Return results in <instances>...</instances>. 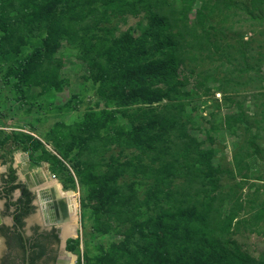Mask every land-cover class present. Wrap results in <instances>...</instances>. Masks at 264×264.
<instances>
[{
	"label": "trees",
	"instance_id": "trees-1",
	"mask_svg": "<svg viewBox=\"0 0 264 264\" xmlns=\"http://www.w3.org/2000/svg\"><path fill=\"white\" fill-rule=\"evenodd\" d=\"M127 15L145 20L139 34L113 24ZM63 43L79 49L105 107L39 130L60 156L16 131H4L0 150L10 189L21 185L13 184L15 148L35 165L50 162L66 188H75L71 163L89 191L91 232L122 234L76 264H264V251L254 256L233 237L264 238V171L250 160L264 164V0H0L3 79L14 91L61 90ZM199 65L194 88L216 89L235 108L207 131L244 133L229 168L190 132L192 93L181 76ZM225 175L236 181L233 193ZM79 242L69 238L67 248L79 251Z\"/></svg>",
	"mask_w": 264,
	"mask_h": 264
},
{
	"label": "rangeland",
	"instance_id": "rangeland-1",
	"mask_svg": "<svg viewBox=\"0 0 264 264\" xmlns=\"http://www.w3.org/2000/svg\"><path fill=\"white\" fill-rule=\"evenodd\" d=\"M199 3L197 2L195 6L197 7ZM194 14L195 10L190 15L193 16ZM115 23L122 30L131 27L134 34H139L140 27H143L146 22L141 15H127L124 18H115L113 24ZM56 56L62 62L60 77L65 79L63 88L59 91H48L44 93H41L40 87L26 88L27 91L24 96L14 91L11 85L5 83L3 78H6V75H8L7 68L9 65L6 59L0 57V138L4 137V131L28 133L40 139L48 150L60 156L52 144L47 142L44 133H40L39 130L48 128L55 121H63L67 124L72 123L75 120H79L87 108H104L105 104L95 95L96 86L88 77V66L82 59L78 48L63 43L60 50L56 53ZM203 66H195L194 73L186 71L185 75L182 74L184 77L181 76V78L186 80L184 89L192 93L187 98L190 103L188 109L191 110L194 120L190 125V132L198 138L202 147L207 148L212 146L216 149V154L213 158L215 164H220L223 168H229L232 167V152L236 149L237 144L243 141L244 133L235 135L226 129L207 131L210 127L208 121L213 119L214 122H219L224 113L232 112L235 108L224 104L221 101V92L216 89H212L209 94H206L203 89L194 88L196 72ZM11 80H14V78ZM88 100L91 101L88 102ZM34 101L42 103V108L37 107L36 103L33 105L32 102ZM70 101L71 105H68ZM218 104L222 107L220 110ZM192 108L195 109L192 110ZM214 114L216 115L214 116ZM208 136H212V139ZM22 152H26L29 155L28 150L21 148L13 149L15 156H18V153ZM38 153L40 154V149L35 152V154ZM110 154L116 155L117 152L111 150L108 156ZM34 156L36 157V155ZM250 160L252 168L256 171H264V164L261 161L259 162V160L254 158ZM43 161L45 160L40 161V164ZM48 165V170L51 174H54L50 162H48ZM68 166L74 176L75 188L64 187V182L61 177H57L56 179L59 181H54L53 183L57 185H61L60 183H62L64 190L72 189L75 192L74 199L77 211L74 213L70 224L76 228V231L72 234L73 237L63 238L62 242L64 247L61 253L62 255H66V252H70V260L73 264H76L79 257L83 258L84 252H88L89 256H92L95 253H99L97 247L103 246L106 248L109 242H118L123 236L117 232H112L106 236H96L91 232L93 215L90 213L91 208L84 206L89 205L87 185H83L80 182L72 164L70 163ZM222 183L224 184L225 191L233 193V189L236 187L235 180L225 175ZM245 192H247V188L243 190L244 194ZM122 228L124 230V227ZM233 237L239 242L243 250L248 251L254 256H258L261 251H264V238L261 235L241 231ZM69 238L79 239V251H72L67 248V240ZM84 264L89 263H86L84 259Z\"/></svg>",
	"mask_w": 264,
	"mask_h": 264
},
{
	"label": "flooded vegetation",
	"instance_id": "flooded-vegetation-1",
	"mask_svg": "<svg viewBox=\"0 0 264 264\" xmlns=\"http://www.w3.org/2000/svg\"><path fill=\"white\" fill-rule=\"evenodd\" d=\"M0 152L5 169H0V264H69L70 257L61 253L64 247L62 234L73 237L72 234L65 235L63 231L75 213V210L72 212L69 209L68 201V196L73 199L75 192L68 195L61 188L63 193L60 195L57 190L63 185L53 183L55 187L47 190L45 195L48 200L46 205L38 188L31 186L38 183V179L34 178L33 183L32 178L29 179L21 171V153L12 156V165L16 169L13 184L21 185L8 188L6 181L11 163L6 160L5 151ZM41 165L33 163L29 152V170H40ZM43 174L46 176L45 172ZM54 176L57 178L55 174ZM74 206L76 207L75 203ZM60 228H63L61 232Z\"/></svg>",
	"mask_w": 264,
	"mask_h": 264
},
{
	"label": "water",
	"instance_id": "water-1",
	"mask_svg": "<svg viewBox=\"0 0 264 264\" xmlns=\"http://www.w3.org/2000/svg\"><path fill=\"white\" fill-rule=\"evenodd\" d=\"M21 157V161L23 162L22 164V167H23V170L22 173H24L25 175L28 176V178H32V182L34 181V178H37L38 179V183H34V184H31L32 187H35L38 188V193L40 194L41 196V199L46 202V205H48V200H46L47 198L45 197V195L47 194V190H50L51 187H55L54 184H42L43 182H47V180H56V177L54 176V174H51V172L48 170V162L46 161H43L42 162V165H41V168L40 170H32L30 171L29 170V155L28 153L26 152H22L20 155H19V159ZM45 172L46 176L43 174ZM42 184V185H41ZM62 188V186L60 187ZM65 192H67L68 195H72L74 193V191L72 189H68L66 190ZM68 201H69V209L73 212L75 210V212L77 211V207L74 206V203H73V199H71L70 196H68ZM49 208V206H47ZM0 222H1V218H0ZM62 228H60V232H61ZM67 236H64L62 234V238H66ZM67 255L69 257H71V253L70 252H66ZM70 264V263H69ZM73 264V263H72Z\"/></svg>",
	"mask_w": 264,
	"mask_h": 264
},
{
	"label": "bare ground",
	"instance_id": "bare-ground-1",
	"mask_svg": "<svg viewBox=\"0 0 264 264\" xmlns=\"http://www.w3.org/2000/svg\"><path fill=\"white\" fill-rule=\"evenodd\" d=\"M72 199V198H71ZM73 202L75 203V199H74V197H73ZM75 212V211H74ZM63 229V228H62ZM75 231H76V228L72 225V224H69V225H66L65 227H64V231H63V233L65 234V235H71V234H73V233H75ZM70 264H72V262L70 261Z\"/></svg>",
	"mask_w": 264,
	"mask_h": 264
},
{
	"label": "crops",
	"instance_id": "crops-1",
	"mask_svg": "<svg viewBox=\"0 0 264 264\" xmlns=\"http://www.w3.org/2000/svg\"><path fill=\"white\" fill-rule=\"evenodd\" d=\"M18 154H19V153H18ZM3 165H4V163H3V159L1 158V152H0V169L5 170ZM2 167H3V168H2ZM54 181L58 182L59 180H57V179H56V180H55V179L53 180V179H52L51 181H48L47 184H48V185H49V184H53ZM60 184L62 185V183H60ZM56 188H57V187H56ZM56 190H57V189H56ZM62 191H63V190H62L61 188H60L59 190H57L58 194H60V195L63 193ZM61 192H62V193H61Z\"/></svg>",
	"mask_w": 264,
	"mask_h": 264
}]
</instances>
